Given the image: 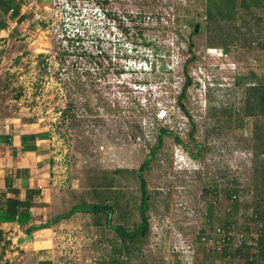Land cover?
I'll list each match as a JSON object with an SVG mask.
<instances>
[{"label": "rangeland", "instance_id": "obj_1", "mask_svg": "<svg viewBox=\"0 0 264 264\" xmlns=\"http://www.w3.org/2000/svg\"><path fill=\"white\" fill-rule=\"evenodd\" d=\"M47 1L38 41L37 36L28 40L25 50L12 43L0 49V116H28L50 126L56 156L55 213L83 200L93 202L96 184L114 176L115 187L108 191L124 195L127 224L132 226L141 220V173L150 194V231L134 264H202L205 253L214 251L211 241L204 246L198 239L203 230L209 231L207 208L215 201L206 190L222 185V178L229 185L236 178L244 183L251 179V153L236 113L243 114L249 80L238 84L236 78L251 70L264 72V47L236 39L227 50L216 44L220 37L210 29L195 35L197 58L189 66L192 85L183 100L188 115L176 98L182 83L178 62L189 56L184 50L192 27L183 21L179 7L193 1ZM97 64L109 69L106 80L100 79ZM81 88L98 109L90 116L80 107L77 118L83 122L65 114L72 92ZM79 93L75 102L81 106L89 97ZM100 98L113 111L98 105ZM134 103L147 105L130 115ZM160 108L171 114L173 128L155 119ZM229 109L235 110L232 118L224 113ZM134 123L140 127L137 136ZM162 127L172 133L150 156ZM194 127L195 139L207 148L197 159L175 141L179 134L197 152L189 137ZM222 204H217L220 215ZM112 217L119 222L117 210ZM212 223H219L218 217ZM112 235L90 212L61 219L55 234L56 264H95Z\"/></svg>", "mask_w": 264, "mask_h": 264}, {"label": "trees", "instance_id": "obj_2", "mask_svg": "<svg viewBox=\"0 0 264 264\" xmlns=\"http://www.w3.org/2000/svg\"><path fill=\"white\" fill-rule=\"evenodd\" d=\"M193 5L179 7L182 11L183 21L192 27L189 38L186 40L185 55H189L182 65V83L180 91L177 95L178 105L183 109L184 113L189 115L188 110L184 105V98H186L187 91L192 85V76L189 73V66L197 58L195 54L196 43L194 36L211 30L212 34L220 37L216 44L225 47L227 50L231 49L232 44L236 39H243V44L251 45L252 42L257 43L261 48L264 47L263 37L264 32V0H190ZM182 8V10H180ZM200 17V20L197 17ZM178 19V18H177ZM236 40V41H239ZM259 41H261L259 43ZM259 43V44H258ZM65 60H63L64 62ZM96 71L101 74L100 79H107L109 69L97 64ZM124 71L122 68L117 73L121 74ZM105 77V78H103ZM236 83L244 84L247 80L249 83L245 89L244 106H242L243 114H239L238 125L242 131L241 137L245 141V148L251 153V179L250 182L244 183L239 178L233 182L232 185L227 184V181L222 178V185H216L214 189L206 191L215 196V201H211L208 205L207 217L209 218V231L203 230L199 234V242L207 246V239L209 235L218 228L224 229L233 234V237L238 234H244V240L240 246L235 244V239L231 237L227 240L226 245L217 250L212 248L219 254L212 250L205 253L202 264H264V72L258 74L255 70H251L245 77L236 78ZM80 87V86H79ZM79 92H72V100L69 102V108L65 110V114L70 112L72 119L83 122L85 119L77 118V110L80 107L85 108V115H94L98 112L97 106H91L90 93L84 88H81L80 95L89 97L81 106L75 102L76 96ZM102 99H99L98 105H101ZM106 111L110 112L113 109L107 106L104 102ZM120 108V107H119ZM139 108L143 109L142 104L134 103L128 111L130 115H135L140 112ZM139 110V111H138ZM236 110V108H235ZM235 110H228L224 113L230 114L232 118ZM118 111V108L117 110ZM241 113V112H240ZM139 115V114H138ZM134 117V116H133ZM254 118V120H253ZM157 120V116H155ZM100 121L102 118L99 119ZM136 121L137 119H131ZM135 131L138 135L140 127L138 123H134ZM212 129H215L212 128ZM172 133L167 127L161 128L159 131V142L151 151V155L161 148V143L166 134ZM195 127L190 131V142L197 148V152H191L189 145L179 136L175 134V141L184 149L188 150L192 157L198 158L204 148L203 144L197 142L194 137ZM148 163V162H146ZM141 166V171L146 168L147 164ZM122 170H118L121 173ZM114 177V176H113ZM108 180V177L103 178L101 182L96 184L97 188L94 191L96 200L89 202L83 200L73 205L70 210L56 216L57 220L67 218L76 212H90L95 215L96 224L102 229H111L113 235L106 241V251L101 258L96 260L95 264H134L141 256L143 244L150 231L148 210H149V190L147 180L142 174H139L141 185V203L139 206L140 218L139 222L130 226L127 224L126 216L129 215V210L124 205V195L120 192H110L108 188H113L114 178ZM105 188V189H103ZM18 192L17 190H13ZM223 203L222 214H218L219 209L217 204ZM32 204L29 202H22L16 198H7L5 204L0 205V222L11 221L18 219L20 223L28 220L26 210L21 207L29 208ZM222 207V206H221ZM119 212V222L114 223L113 214L115 211ZM219 223H212L216 219ZM256 235V236H254ZM0 240H2V233L0 230ZM104 242V241H101ZM252 242H256L257 246H253ZM257 248L253 258L250 257L252 249ZM138 264H145L144 262Z\"/></svg>", "mask_w": 264, "mask_h": 264}, {"label": "crops", "instance_id": "obj_3", "mask_svg": "<svg viewBox=\"0 0 264 264\" xmlns=\"http://www.w3.org/2000/svg\"><path fill=\"white\" fill-rule=\"evenodd\" d=\"M48 9L47 0H0V49L11 43L28 48L27 41L42 34L46 21L42 17ZM53 147L52 130L40 119L0 116V205L7 198L32 204L21 207L28 214L25 223L18 219L0 222V264L30 259V264H56L55 234L60 220L54 209Z\"/></svg>", "mask_w": 264, "mask_h": 264}, {"label": "built area", "instance_id": "obj_4", "mask_svg": "<svg viewBox=\"0 0 264 264\" xmlns=\"http://www.w3.org/2000/svg\"><path fill=\"white\" fill-rule=\"evenodd\" d=\"M183 62H178V65L181 66L182 69V65ZM181 88V86H180ZM180 91V90H179ZM179 91L177 93H179ZM147 103H143V108L144 106H146ZM157 116V120L158 121H163L165 123H167L168 128H173V125L171 124V114L169 113V111L165 108H160L158 109V112L156 113ZM105 146H100V149H104ZM229 234H227V231L224 229H220L218 228L217 230L213 231L210 235H209V239H207V241H211L212 243V247L216 248L217 250H221L227 242V240H229L231 237H233V234H231V232H228ZM256 236V235H254ZM245 235L244 234H238L235 235L232 239H235V244L237 246H240L244 240ZM253 246H257L256 242H252ZM258 252L257 248H253L252 249V253L250 255L251 258H253L254 254ZM240 264H243V260L240 261Z\"/></svg>", "mask_w": 264, "mask_h": 264}]
</instances>
